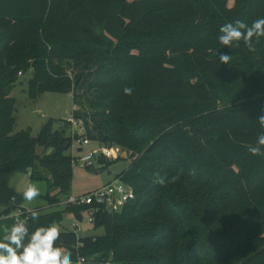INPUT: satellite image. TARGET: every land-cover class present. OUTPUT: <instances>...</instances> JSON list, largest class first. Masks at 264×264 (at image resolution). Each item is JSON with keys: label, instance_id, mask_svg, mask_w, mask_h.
<instances>
[{"label": "trees", "instance_id": "1", "mask_svg": "<svg viewBox=\"0 0 264 264\" xmlns=\"http://www.w3.org/2000/svg\"><path fill=\"white\" fill-rule=\"evenodd\" d=\"M258 18L264 0H0V174L46 181L55 208L71 193L74 141L120 147L131 160L115 179L134 197L118 210L63 205L32 210L33 221L21 208L29 233L58 225L55 246L73 261L264 264V155L248 151L264 114V37L255 52L219 42L222 25ZM26 72L29 98L72 93L82 133L53 118L36 136L13 133L11 92ZM79 213L102 233L63 227ZM16 220L0 218V239Z\"/></svg>", "mask_w": 264, "mask_h": 264}, {"label": "rangeland", "instance_id": "2", "mask_svg": "<svg viewBox=\"0 0 264 264\" xmlns=\"http://www.w3.org/2000/svg\"><path fill=\"white\" fill-rule=\"evenodd\" d=\"M232 3V1H230ZM30 76V72L19 74V81L14 86L11 95L15 99L16 111H15V127L13 133L30 129L32 136H36L41 126L46 123L50 118L56 120H67L71 117L72 110L77 108L73 103L72 93H56V92H44L37 98H29L25 93L27 87V79ZM21 82V83H20ZM81 126H73L71 124L68 132H79ZM83 153L91 148V145L83 147ZM113 156L107 157V164L99 162L97 159L93 160L92 167H85L82 164L75 163L72 171V186L71 193L83 194L92 189L98 188L111 180L114 177L127 169L130 164V158L125 149L120 147L110 148ZM51 150H43L41 147H37L36 152L39 155L49 153ZM72 153V150H69ZM48 177V176H47ZM48 179H50L48 177ZM35 184L40 191V195L32 201L23 199L22 192L28 184ZM47 191L46 181H33L29 177V173L25 172H7L0 174V205L1 208H10L13 211L18 209H25L27 211L36 210L39 213H45L63 207L62 203H59L55 208H50L47 205L43 195ZM54 193V190L52 191ZM10 197L14 198V201H10ZM63 198V197H62ZM61 198V199H62ZM84 220L80 223L79 235L87 233H102V230L98 229L93 231L91 226L84 216ZM72 222L73 217L71 215L64 216L61 221L67 223ZM79 261H73V264H78ZM83 264H105L94 261H84Z\"/></svg>", "mask_w": 264, "mask_h": 264}, {"label": "clouds", "instance_id": "3", "mask_svg": "<svg viewBox=\"0 0 264 264\" xmlns=\"http://www.w3.org/2000/svg\"><path fill=\"white\" fill-rule=\"evenodd\" d=\"M221 35L219 42L223 46L231 48L234 44L239 47L243 41L250 52H255L253 39L257 41L264 37V18H258L249 26L241 20L234 23H226L219 29ZM220 64H229L231 55L220 54ZM132 88L125 87V95H131ZM261 131L257 134L256 144L249 146L248 151L252 155H264V114L258 118ZM178 177H173V180ZM155 183L163 184L164 177L157 174ZM40 195L39 188L35 184H28L22 192L23 199L32 201ZM31 219H39V214L32 211ZM60 228L56 224L47 227L41 226L29 233L26 220L17 219L10 229L4 230V235L0 239V264H73L71 253L56 247V241L60 237ZM25 241H27L25 243ZM78 264H83L82 260Z\"/></svg>", "mask_w": 264, "mask_h": 264}, {"label": "built area", "instance_id": "4", "mask_svg": "<svg viewBox=\"0 0 264 264\" xmlns=\"http://www.w3.org/2000/svg\"><path fill=\"white\" fill-rule=\"evenodd\" d=\"M73 126H77L79 123L76 122L72 117L67 118ZM90 141L88 139H81L74 141L71 150H72V156L75 163L82 164L85 167H90L93 165V160L96 159V153L101 152L104 156L111 157L113 156L112 151L110 149L106 148H99V147H93L90 148L88 151L83 153L84 146L90 145ZM134 192L132 188L126 184H124L119 179H114L98 188L92 189L90 191H87L83 194H73L70 193L69 196L62 202L63 205H85V204H94L99 207L103 208H113L114 210H118L120 207H122L125 203H127L129 200L133 199ZM10 201H14L13 197H10ZM5 208H1L0 205V218H6V217H13L15 219H18L21 215V209H18L16 211H12L10 214H5L4 211ZM82 216V221L85 219L84 215ZM87 222H90L92 220V217H86ZM81 221V222H82ZM80 221H78L75 217H73V221L69 222L67 228L71 231H74L76 233H79L80 231ZM84 262L83 258H79L78 261ZM105 264H111L109 261L105 262Z\"/></svg>", "mask_w": 264, "mask_h": 264}, {"label": "water", "instance_id": "5", "mask_svg": "<svg viewBox=\"0 0 264 264\" xmlns=\"http://www.w3.org/2000/svg\"><path fill=\"white\" fill-rule=\"evenodd\" d=\"M101 154V152L99 151V152H97L96 153V156L98 157L99 155ZM108 212L109 213H112L113 212V208H111V207H109L108 208ZM78 221H82V216H81V214L79 213L76 217H75ZM264 249V245H263V247L258 251V252H260L261 250H263ZM244 261H242V262H240V263H238V264H242Z\"/></svg>", "mask_w": 264, "mask_h": 264}, {"label": "crops", "instance_id": "6", "mask_svg": "<svg viewBox=\"0 0 264 264\" xmlns=\"http://www.w3.org/2000/svg\"><path fill=\"white\" fill-rule=\"evenodd\" d=\"M78 125L81 126L80 124H78ZM78 125H77V126H78ZM82 132H83V128H82V126H81L80 129H79V132H78V133H82ZM90 145H91V148L96 147V145H95L94 143H92V142L90 143ZM114 179H115V177H114ZM114 179H113V180H114ZM111 181H112V180H111ZM62 205H63V204H62ZM62 225H63V227L67 228L68 221H67L66 224L63 223Z\"/></svg>", "mask_w": 264, "mask_h": 264}]
</instances>
